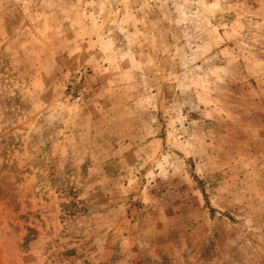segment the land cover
Returning <instances> with one entry per match:
<instances>
[{
    "label": "rangeland",
    "instance_id": "1",
    "mask_svg": "<svg viewBox=\"0 0 264 264\" xmlns=\"http://www.w3.org/2000/svg\"><path fill=\"white\" fill-rule=\"evenodd\" d=\"M0 264H264V0H0Z\"/></svg>",
    "mask_w": 264,
    "mask_h": 264
}]
</instances>
